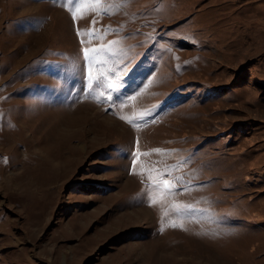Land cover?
I'll list each match as a JSON object with an SVG mask.
<instances>
[{
  "label": "rangeland",
  "instance_id": "rangeland-1",
  "mask_svg": "<svg viewBox=\"0 0 264 264\" xmlns=\"http://www.w3.org/2000/svg\"><path fill=\"white\" fill-rule=\"evenodd\" d=\"M104 260L264 264V0H0V264Z\"/></svg>",
  "mask_w": 264,
  "mask_h": 264
},
{
  "label": "snow or ice",
  "instance_id": "snow-or-ice-1",
  "mask_svg": "<svg viewBox=\"0 0 264 264\" xmlns=\"http://www.w3.org/2000/svg\"><path fill=\"white\" fill-rule=\"evenodd\" d=\"M76 17L75 14L73 13V20L75 21ZM78 35H79V30H78ZM97 55V50L93 49L91 50V55H89V51L86 49L85 50V60H87L89 62V64H94L96 63L95 61V57ZM103 79H104V73L99 72L98 74L94 77L92 75V69L88 68L86 74H85V80H86V84H87V88L89 89V91L91 90V86L93 83H96L97 85H100L103 83ZM117 79L119 80V77H117ZM109 89H111V85H106ZM115 89H111V92H114ZM111 92L109 93V95L106 97V99L108 100L109 103H112V96H111ZM86 95L88 94L87 92L85 93ZM123 119V117H121ZM129 123H134L133 121H129ZM159 151V150H156ZM136 160H133V164H136ZM158 171V176L155 178V182L150 184V187L155 188V189H160L161 191L167 192L169 194H174L176 191V184L177 183H182V178L180 177H176L173 179L172 183H169V177L171 175L170 171H164V172H159ZM149 181H153V177L149 176L148 177ZM186 190V189H185ZM185 211H194V209L191 208V206H189L187 209H185ZM174 227L176 225H173Z\"/></svg>",
  "mask_w": 264,
  "mask_h": 264
},
{
  "label": "bare ground",
  "instance_id": "bare-ground-1",
  "mask_svg": "<svg viewBox=\"0 0 264 264\" xmlns=\"http://www.w3.org/2000/svg\"><path fill=\"white\" fill-rule=\"evenodd\" d=\"M58 19H60V18H58ZM60 22H61V21H60ZM39 130H40V129H39ZM34 131H35V130H34ZM47 190H48V189H47ZM41 192H42V191H41ZM35 203H36V202H35ZM37 205H38V204H37ZM34 207H35V206H34ZM133 212H135V213H139V211H133ZM123 214H124V213H120V214H118V215L120 216V215H123ZM125 214H126V213H125ZM128 214H129V213H128ZM83 217H84V216H83ZM73 224H76V223H73ZM62 230H63V229H62ZM103 263L106 264V263H107V260H104ZM107 264H108V263H107Z\"/></svg>",
  "mask_w": 264,
  "mask_h": 264
}]
</instances>
